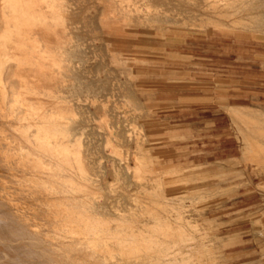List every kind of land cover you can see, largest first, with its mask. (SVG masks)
I'll return each mask as SVG.
<instances>
[{
	"label": "rangeland",
	"instance_id": "rangeland-1",
	"mask_svg": "<svg viewBox=\"0 0 264 264\" xmlns=\"http://www.w3.org/2000/svg\"><path fill=\"white\" fill-rule=\"evenodd\" d=\"M31 1L62 47L56 83L48 103L24 94L7 44L28 26L0 0L1 150L9 145L0 155L18 163L0 171H22L18 187L49 193L53 220L63 206L82 220L64 232L37 227L29 243L76 245L52 249L68 264H264L263 123L246 110L236 118L224 96L241 60L246 72L264 57V0Z\"/></svg>",
	"mask_w": 264,
	"mask_h": 264
},
{
	"label": "bare ground",
	"instance_id": "bare-ground-1",
	"mask_svg": "<svg viewBox=\"0 0 264 264\" xmlns=\"http://www.w3.org/2000/svg\"><path fill=\"white\" fill-rule=\"evenodd\" d=\"M21 2H22V0H20ZM31 1V0H30ZM10 2V1H9ZM16 2H18V0L17 1H15V3ZM46 2V1H45ZM62 2V1H61ZM262 2H263V0H262ZM14 3V4H15ZM32 3V2H31ZM6 4V3H5ZM13 3L11 4L10 3V6H12V5H14ZM17 4V3H16ZM22 4V3H21ZM20 4V5H21ZM28 4H30L29 2L26 4V5H28ZM59 4V3H58ZM57 4V5H58ZM252 4V3H251ZM250 4V5H251ZM20 5L19 4H17V7L19 6V8H20ZM25 4H24V6H26ZM31 5V4H30ZM30 5H28L27 6V8L30 6ZM34 5V4H33ZM48 5V4H47ZM54 5V4H53ZM263 5V4H262ZM16 6V5H15ZM23 6V7H24ZM32 6V5H31ZM61 6V5H60ZM9 7V6H8ZM33 7V6H32ZM259 7H261L260 6V4H259ZM258 7V8H259ZM11 8V7H10ZM30 8V7H29ZM14 9V8H13ZM32 9V8H31ZM31 9H29V11H31ZM256 9V8H255ZM261 9V8H260ZM263 9V8H262ZM9 10V9H8ZM12 10V9H11ZM16 10V9H15ZM14 10V11H15ZM20 9H18V11H19ZM26 10V9H25ZM25 10H24V13H25V15H26V13L27 12H29V11H27V12H25ZM33 10V9H32ZM49 10V9H48ZM17 11V10H16ZM18 11L16 12V13H14L13 11V13L12 14H17L18 13ZM23 11V10H22ZM55 11V10H54ZM57 11V10H56ZM20 12V11H19ZM23 12H21L20 14H22ZM9 14V13H8ZM7 14V15H8ZM19 14V13H18ZM65 14V13H64ZM24 15V14H23ZM54 15V14H53ZM3 16V15H2ZM28 17V16H27ZM33 17V16H32ZM11 18V17H10ZM14 18V17H13ZM16 18V17H15ZM24 18H25V16L23 17V18H21L22 19V21L21 22H19V24L20 23H22L23 21H26V20H24ZM38 18V17H37ZM40 18H42L41 20H42V22H44L45 23V21L44 20H46L45 19V17L43 18V17H40ZM47 18V17H46ZM31 19V18H30ZM33 19V18H32ZM31 19V21L34 23H32V22H30L29 21V19H28V21L30 22V23H32L33 25H35V24H37V23H35L36 21H35V18L32 20ZM257 19H258V17H257ZM20 20V19H19ZM262 20V19H261ZM5 21V20H4ZM12 21V20H11ZM40 21V20H39ZM39 21H37L38 22V24H39ZM48 20H46V22H47ZM258 21H260V20H258ZM28 23V22H27ZM44 23H43V25H44ZM14 24V23H13ZM25 24V23H24ZM31 24V26H33ZM27 25V24H26ZM47 25V24H46ZM49 25V24H48ZM24 26V25H23ZM28 26V25H27ZM30 26V28H32ZM41 26V28L43 29V26L42 25H40ZM20 27V26H19ZM18 27V28H19ZM29 27V26H28ZM46 26L44 25V28H45ZM64 27H65V25H64ZM37 29L36 30H34V31H36V33H37V30H38V28L39 27H36ZM49 28V27H48ZM47 28V29H48ZM257 28V27H256ZM13 29V28H12ZM21 29V28H20ZM29 29V28H28ZM33 29V28H32ZM46 29V28H45ZM64 29V28H63ZM111 29V28H110ZM9 30V29H8ZM15 30V29H14ZM41 30V29H40ZM55 30V29H54ZM59 30V29H58ZM9 31H11V30H9ZM17 31V30H16ZM24 31H25V29H24ZM23 31V32H24ZM30 31H31V29H30ZM33 31V32H34ZM47 31V30H46ZM20 32H21V30H20ZM42 32L44 33L45 31H43L42 30ZM42 32H40V35L42 34ZM48 32V31H47ZM47 32H45V33H47ZM50 32V31H49ZM8 33V32H7ZM38 33H39V31H38ZM51 33V32H50ZM118 33V32H117ZM10 34H12V33H10ZM30 34V33H29ZM28 34V35H29ZM49 34V33H48ZM56 35H57V33H55ZM24 34H22L21 36H23ZM52 35V34H51ZM51 35H49V36H51ZM53 35H54V33H53ZM53 35H52V37H50V38H52L53 39ZM55 35V36H56ZM42 36V35H41ZM45 37V39H46V37H49L47 34L46 35H44ZM54 36V37H55ZM17 37H20V36H17ZM25 37V36H24ZM36 37V36H35ZM23 38V37H22ZM39 38V37H38ZM9 39H11L10 37H9ZM35 39V38H34ZM41 39V38H40ZM42 39H43V37H42ZM41 39V40H42ZM55 39V38H54ZM48 40V39H47ZM1 41V40H0ZM35 41V40H34ZM38 40H36V42H37ZM43 41V40H42ZM49 41V40H48ZM24 42V41H23ZM28 42V41H27ZM27 42H26V44H27ZM59 42V41H58ZM57 42V43H58ZM32 43V42H31ZM38 43V42H37ZM36 43V44H37ZM40 43V42H39ZM50 43V42H49ZM1 44V43H0ZM11 44V43H10ZM10 44H7L8 46L10 45ZM21 45H22V43H20ZM29 44V43H28ZM34 44H35V42H34ZM33 45V44H32ZM47 45V44H46ZM10 46H12V45H10ZM13 46H17V42H16V44H14L13 43ZM20 46V45H19ZM19 46H17V47H19ZM34 46V45H33ZM37 46H39V45H37ZM36 46V47H37ZM5 47V46H4ZM21 47V46H20ZM32 47V46H31ZM39 47H41V43H40V46ZM39 47L37 48L38 49V53L40 52L39 51ZM23 48H25V47H23ZM18 48H16V50H17ZM34 49V48H33ZM32 49V50H33ZM19 50H21V48L19 49ZM23 50V49H22ZM35 50V52L37 51L36 49H34ZM41 50V49H40ZM18 51V50H17ZM17 51H15L16 53H17V58H18V52ZM43 52L44 51H42V53L41 54H43ZM23 53H25L24 51H23ZM23 53H21V54H23ZM15 54V53H14ZM21 54H19V56L21 55ZM34 54V53H33ZM32 54V55H33ZM16 55V54H15ZM25 55V54H24ZM44 55V54H43ZM42 55V56H43ZM34 56V55H33ZM41 56V55H40ZM45 56V55H44ZM50 56H51V54H50ZM14 57V56H13ZM22 57V56H21ZM24 57V59L26 58V56H23ZM38 57V56H37ZM47 57V56H46ZM46 57H44V58H46ZM52 57V56H51ZM51 57H49L48 56V58L50 59ZM54 57V56H53ZM16 58V57H15ZM30 58H31V56H30ZM33 58V57H32ZM42 58V57H41ZM48 58H47V60H48ZM15 60V59H14ZM28 60V59H27ZM43 60V59H42ZM41 60V61H42ZM46 60V59H45ZM45 60H43V61H45ZM2 61V60H1ZM26 61V60H25ZM33 62V61H32ZM54 62H55V60H54ZM16 63H17V60H16ZM37 63H38V61H37ZM39 63H41V62H39ZM52 64V63H51ZM57 64V63H56ZM44 65V64H43ZM48 66V65H47ZM53 66V65H52ZM54 66H56V65H54ZM39 67V66H38ZM24 68V67H23ZM52 68V67H51ZM53 68H55V67H53ZM25 69V68H24ZM13 70H14V68H13ZM17 70V69H16ZM18 71V73L15 71V74L14 75H16V73L17 74H19L20 73V71H21V74H23L24 72L22 71V70H20V69H18L17 70ZM50 71V73H51V70H49ZM60 71H62V70H60ZM3 72V71H2ZM25 72H26V69H25ZM30 72V71H29ZM29 72H27V73H29ZM34 72V71H33ZM38 72V71H37ZM39 73V72H38ZM49 73V74H50ZM54 73V72H53ZM2 74V73H1ZM30 74V73H29ZM46 72H45V74H42L44 77H41L42 79H43V85H48L49 83L47 82L48 80H50L51 79V77H49L50 79H46ZM52 74V73H51ZM41 75V76H42ZM61 75V74H60ZM18 75H16L15 77H17ZM22 76H24V75H22ZM28 76V75H27ZM26 76V77H27ZM35 77H37V75H34ZM39 76H40V74H39ZM54 76V75H53ZM31 77V76H30ZM32 77H33V75H32ZM31 77V78H32ZM34 77V78H35ZM56 77V76H55ZM23 78H25V77H23ZM27 79H28V81H29V79L30 78H28L27 77ZM33 79V78H32ZM31 79V80H32ZM36 80H37V78H36ZM38 80H39V78H38ZM41 80V79H40ZM52 80V82H53V79H51ZM65 80V79H64ZM21 81H23V80H21ZM34 81V80H33ZM54 81H55V79H54ZM25 82H27V80L25 81ZM35 82H37V81H35ZM34 82V83H35ZM42 82H41V84H42ZM38 84H39V82H37ZM56 83V82H55ZM52 84V83H51ZM53 85V84H52ZM80 85V84H79ZM2 86H4V84L2 85ZM26 85H24V87H25ZM45 86H42V88L44 87L45 88ZM50 86V85H49ZM23 87V88H24ZM6 88V87H5ZM82 88V87H81ZM28 90V89H27ZM7 92V91H6ZM74 92V91H73ZM25 93V92H24ZM26 93H28V92H26ZM23 94V93H22ZM78 96V95H77ZM16 97V96H15ZM33 97V96H32ZM61 97V96H60ZM16 99V98H15ZM39 99V98H38ZM13 100H14V98H13ZM17 100V99H16ZM25 100V99H24ZM27 100V99H26ZM28 100H29V98H28ZM31 100H33L32 98H31ZM43 100V99H42ZM80 100V99H79ZM15 101V100H14ZM40 101V100H39ZM46 101V100H45ZM128 101V100H127ZM6 102V101H5ZM29 102V101H28ZM34 102H35V100H34ZM40 102H42V101H40ZM60 102V101H59ZM27 103V102H26ZM37 103H38V101H37ZM48 103V102H47ZM50 103H51V101H50ZM40 104V103H39ZM41 104H43V102L41 103ZM58 105V104H57ZM43 106V105H42ZM50 106V105H49ZM48 106V107H49ZM10 108V107H9ZM41 108V107H40ZM47 108V107H46ZM107 108V107H106ZM1 109V108H0ZM39 109V108H38ZM49 110H51L50 108H48ZM53 109V108H52ZM61 109V108H60ZM60 109H59V111H60ZM62 109H63V107H62ZM24 110H26V109H24ZM32 110V109H31ZM41 110V109H40ZM45 110V109H44ZM55 111H57L56 110V108L54 109ZM2 113H3V110L1 109L0 110ZM6 111V110H5ZM5 111H4V113H5ZM30 111V110H29ZM52 111V110H51ZM62 111V110H61ZM60 111V112H61ZM0 112V113H1ZM42 112V111H41ZM1 113V114H2ZM16 113V112H15ZM31 113H33V112H31ZM51 113V112H50ZM12 114H13V112H12ZM34 114V113H33ZM4 114H2V116H3ZM15 115V114H14ZM40 114H38V116H39ZM50 115V114H49ZM51 115H52V113H51ZM55 115V114H54ZM43 116V115H42ZM41 116V117H42ZM53 116V115H52ZM4 117V116H3ZM6 117V116H5ZM10 117V116H9ZM47 117V119H48V116H46ZM46 117H42L43 119H45ZM51 117V116H50ZM54 117V116H53ZM1 118V117H0ZM13 118V117H12ZM28 119H29V117H27ZM42 118H40V116H39V119H42ZM52 118V117H51ZM30 119H31V117H30ZM71 119V118H70ZM240 119V118H239ZM11 120V119H10ZM62 120H63V118H62ZM72 120V119H71ZM3 121V120H2ZM6 121V120H5ZM12 121V120H11ZM43 121V120H42ZM2 122H0V124H1ZM14 123H15V121H14ZM23 123V122H22ZM48 123V122H47ZM57 123H58V121H57ZM9 124V123H8ZM25 124V123H24ZM52 125V123H49L48 125L49 126H47V125H45V126H47V128L49 127L50 128V126ZM76 124V123H75ZM3 125V124H2ZM29 125V124H28ZM40 125H42V124H39V126ZM57 125V124H56ZM55 125V126H56ZM62 125V124H61ZM61 125L59 126V127H61ZM1 126V125H0ZM4 126V125H3ZM5 126H7V124L5 125ZM4 126V127H5ZM9 127H10V125H8ZM7 126V127H8ZM25 126H26V124H25ZM43 126L44 125H42V130L43 131H46V130H48V129H46V130H44L43 129ZM54 126V127H55ZM8 127V128H9ZM14 127V126H13ZM12 127V128H13ZM19 127V126H18ZM52 127V126H51ZM53 127V128H54ZM65 127V126H64ZM6 128V127H5ZM7 128V129H8ZM52 128V129H53ZM3 127H2V129H0V133H1V130L3 131ZM9 129H11V128H9ZM8 129V130H9ZM29 129V128H28ZM32 129H33V127H32ZM37 129H38V127H37ZM63 129V128H62ZM61 129V130H62ZM65 129H66V127H65ZM15 130V129H14ZM20 130V129H19ZM51 130V129H50ZM54 130V129H53ZM81 130V129H80ZM4 131H5V129H4ZM2 132V133H8V132ZM13 131V130H12ZM27 131H29V130H27ZM37 131H39V130H37ZM56 131H58V130H56ZM64 131V130H63ZM253 131V130H252ZM18 132V131H17ZM24 132H26V129H24ZM41 132V131H40ZM39 132V133H40ZM49 132V131H48ZM54 132H55V130H54ZM1 133V134H2ZM10 134H11V132H9ZM15 133V132H14ZM30 133V132H29ZM42 133H44V132H41V134ZM51 133H53V132H50V134ZM60 133V132H59ZM70 133V132H69ZM82 133H84V132H82ZM0 134V135H1ZM9 134V135H10ZM16 134V133H15ZM49 133L47 134V135H49L50 137H53L52 136V134L50 135ZM4 135V134H3ZM8 135V134H7ZM12 135V134H11ZM26 135H28V134H26ZM37 135H38V133H37ZM44 135V134H43ZM45 135H46V133H45ZM63 136H64V134H62ZM68 135V134H67ZM71 135V134H70ZM69 135V136H70ZM14 136V135H13ZM41 136V135H40ZM39 136V137H40ZM49 136H47V138H50ZM54 136H55V134H54ZM57 136H59L58 135V133H57ZM78 136V135H77ZM2 139H4L3 137H5V136H3L2 137V135L0 136ZM7 137V136H6ZM24 137H25V134H24ZM24 137H22V138H24ZM28 137V136H27ZM56 137V136H55ZM54 137V138H55ZM87 137V136H86ZM1 138H0V140H1ZM15 138V137H14ZM31 137H29V139H30ZM42 139H43V137H41ZM46 138V139H47ZM59 137H57V139H58ZM60 138H62V137H60ZM64 138V140H65V138H66V134H65V136L63 137ZM70 137H68V139H69ZM74 138V137H73ZM82 138V137H81ZM6 139V138H5ZM9 139H11L10 137H9ZM9 139H8V141H9ZM16 139V138H15ZM25 139H27V138H25ZM33 139H35V140H37L34 136L32 137V140ZM40 139V138H39ZM38 139V140H39ZM56 139V138H55ZM54 139V140H55ZM12 140V142H13V138L11 139ZM35 141V142H39V141ZM49 140H51V138L49 139ZM48 140V141H49ZM52 140H53V138H52ZM70 140V139H69ZM2 141V140H1ZM5 141V140H4ZM15 141V140H14ZM17 141V140H16ZM41 141V140H40ZM43 141V140H42ZM48 141H43L44 143L45 142H48ZM56 141V140H55ZM80 141H82V140H80ZM7 142V141H6ZM4 143V144H6V148L4 147V150H6V152H8L7 150H9L8 148V144L7 143ZM10 142V141H9ZM28 142H29V140H28ZM43 142L41 143L42 145H44L43 144ZM50 142V141H49ZM68 142V141H67ZM22 143V142H21ZM2 143L0 142V153H1V147H2V145H1ZM3 144V145H4ZM11 144V143H10ZM17 144H19L20 145V143H16V145ZM38 144V143H37ZM40 144V143H39ZM68 144H69V142H68ZM8 145V146H7ZM14 145V144H13ZM47 145V144H46ZM79 145V147H81L80 146V144H77V146ZM18 146V145H17ZM23 146V145H22ZM48 146V145H47ZM49 146H50V144H49ZM76 146V147H77ZM13 147V146H12ZM15 147V146H14ZM52 147V146H51ZM10 148H11V146H10ZM22 147H20V146H18V152L20 151L19 149H21ZM34 148V147H33ZM39 148V147H38ZM50 148V147H49ZM53 148V147H52ZM82 148V147H81ZM80 148V149H81ZM3 149V148H2ZM12 149V148H11ZM17 149V148H16ZM24 149V148H23ZM23 149H21V151H23V152H25ZM47 149H48V147H47ZM47 149H45V150H47ZM58 149V148H57ZM56 149V150H57ZM2 151L3 153H5V151ZM13 150V149H12ZM36 150V149H35ZM54 151H55V149H53ZM52 150V151H53ZM13 151H15V150H13ZM42 151V150H41ZM50 151V150H49ZM51 151V152H52ZM54 151H53V154H54ZM70 151V150H69ZM10 152V151H9ZM18 152L16 153V152H14L15 154H17L18 155ZM26 152H28V151H26ZM57 152V151H56ZM74 152V151H73ZM22 153V152H21ZM11 154H13L12 152H11ZM38 154V153H37ZM49 154V153H48ZM68 154V153H67ZM66 154V155H67ZM16 155V156H17ZM20 155V154H19ZM18 155V156H19ZM21 155H24L23 153L21 154ZM20 155V156H21ZM30 155V154H29ZM35 155V154H34ZM55 155V154H54ZM58 155V154H57ZM76 155V154H75ZM77 155H79L80 156V152H79V154H77ZM76 155V156H77ZM14 155H10V153L9 154H1L0 155V169L1 168H6L5 170H9L10 168H17L18 167V163L17 164H15V159H16V157L14 158L13 157ZM20 156H19V158H20ZM26 156V157H25ZM24 157H25V159L26 158H28L27 157V155H25ZM59 156H61V155H59ZM78 156V157H79ZM33 157V156H32ZM37 157V156H36ZM57 157V156H56ZM13 158H14V162H13ZM18 158V157H17ZM18 158V159H19ZM21 158H23V157H21ZM59 158V157H58ZM24 159V158H23ZM23 159H22V162H23ZM32 159V158H31ZM36 159V158H35ZM46 159V158H45ZM54 159V158H53ZM21 160V159H20ZM27 160V159H26ZM25 160V161H26ZM34 160V159H33ZM42 160V159H41ZM16 162H17V159H16ZM18 162H20V161H18ZM22 162H20V165L22 164ZM28 162V161H27ZM33 162V161H32ZM32 162L31 163H29V164H32ZM39 162V161H38ZM34 163V162H33ZM25 164V163H24ZM23 164V165H24ZM28 163L27 164H25V166H27L28 167V165H29ZM39 164V163H38ZM34 165V164H33ZM25 166H24V169L26 170V168H25ZM31 167H33L32 165H30ZM29 166V167H30ZM36 166H38V165H36ZM40 166V165H39ZM30 167V168H31ZM7 168H9V169H7ZM19 168H20V166H19ZM53 168V167H52ZM22 169V168H21ZM40 169V168H39ZM3 170V169H2ZM2 170L0 171V264H68L67 262H65L64 260H65V255H67L68 256V253H66V252H63V253H60L61 251H53L52 249L53 248H55V247H63L64 248V251L66 250V248H68L69 249V247H73V249H74V247L76 246V245H74V244H63V245H61V244H57V243H53V242H48V243H46V244H43V245H40L38 248H39V250L37 251L36 250V245H34V244H30L29 243V240H28V238H29V236L31 235V233H33L34 232V230L37 228V227H43L44 228V230H46V231H48V232H52V231H54L55 233L56 232H58V226H59V224H61V229H59L61 232H64V230L65 229H67V226H69V225H71V224H75V223H80V221L82 220L81 218L79 219L77 216V218H73L72 216L70 217V215H72V214H69L68 212V215L69 216H67V213H66V211H65V213L63 212L65 209H66V207H68V206H66L65 208H64V206L63 207H59L60 209H58L57 208V210L59 211L60 210V213L58 214V216H57V219H58V217L59 216H61V217H59L60 218V221H56V220H53L54 219V217L52 218V216H56V215H53V213H54V210L52 211V209H54V208H52L51 209V207H53V206H51V203H49V201H50V199L51 198H53V197H49V193L47 192V191H50V193H51V191H54V189L53 190H51L50 188V190H47V191H45L44 193L46 194V193H48V194H46V195H48V196H42V197H36V196H38V195H34V193H32V190L34 191L36 188V186L35 187H33L34 186V183L35 182H32V184H33V186H32V188H30L29 186H30V184L29 183H31V181H29L28 179H29V177L27 178V179H25L26 178V176L28 175L27 173V175H25V178H23V179H25V181H23V183L25 182V183H27V185H28V187H21L20 185V187H18L17 185H18V183H22V182H20V180H17L18 178H19V175H24L25 173H23L22 171H9V172H2ZM15 170V169H14ZM23 170V169H22ZM33 171V170H32ZM40 171V170H39ZM46 171V170H45ZM25 172H27V171H25ZM42 173V172H41ZM44 173V172H43ZM48 173V172H47ZM50 173V172H49ZM48 173V174H49ZM55 173V172H54ZM45 174H46V172H45ZM44 174V175H45ZM51 174V173H50ZM43 174H41V176H42ZM52 176V175H51ZM31 177H32V174H31ZM30 177V180L31 179H33V178H31ZM34 177H35V175H34ZM14 178H15V180H14ZM21 178V177H20ZM51 178V177H50ZM55 178V177H54ZM35 180H37L36 178H34ZM33 179V180H34ZM38 180H42V179H38ZM45 181V180H44ZM38 182H40V181H37V183ZM43 182V181H42ZM42 182H41V184H42ZM47 182V181H46ZM49 182V181H48ZM25 183H24V185H25ZM44 183V182H43ZM57 183V182H56ZM36 184V183H35ZM51 184H53V183H51ZM24 185H22V186H24ZM26 185V186H27ZM45 185V186H44ZM44 187L46 188L47 186H46V184L44 183ZM49 185V184H48ZM38 186V185H37ZM58 186V185H57ZM38 187H42V186H38ZM37 187V188H38ZM49 187V186H48ZM47 187V188H48ZM34 188V189H33ZM68 188V187H67ZM41 190H43V188L41 189ZM58 190H60V189H58ZM44 191V190H43ZM65 191V190H64ZM36 192V191H35ZM40 192V191H39ZM42 192V191H41ZM40 192V193H41ZM56 192V191H55ZM60 194H61V191H58ZM53 193V192H52ZM57 193V192H56ZM56 193H53V195L54 194H56ZM63 193V192H62ZM35 194H37V193H35ZM65 194V193H64ZM64 194L62 195V197H65L64 196ZM44 195V194H43ZM66 195V194H65ZM76 196V195H75ZM60 197H61V195H60ZM66 197H67V195H66ZM63 198L62 200L63 201H67L68 200V198ZM55 198V197H54ZM59 196L57 197V200L58 201H56L55 200V203L56 202H59ZM70 199V198H69ZM74 199V198H73ZM73 199H72V201H73ZM43 200V201H42ZM62 200H60L61 201V205H63L64 203H62ZM75 200V199H74ZM69 201V200H68ZM71 201V202H72ZM51 202V201H50ZM53 203V202H52ZM77 203V202H76ZM75 203V201H73L72 203H70V204H76ZM54 204V203H53ZM58 204V203H57ZM57 204H55V206L57 205ZM68 204H69V202H68ZM65 205H67V204H65ZM54 206V207H55ZM75 206V205H74ZM74 206H72V208H74ZM57 207H58V205H57ZM69 207H71V206H69ZM64 210H63V209ZM56 209V208H55ZM63 210V211H62ZM67 210V209H66ZM75 210V209H74ZM62 211V212H61ZM71 211H73V210H71ZM55 212H57V211H55ZM71 213V212H70ZM57 222H59V224H56ZM62 240V239H61ZM78 247V246H77ZM80 248V247H79ZM63 251V250H62ZM72 251V250H71ZM68 252V251H67ZM59 253L63 256L64 255V260L63 259H58V258H60V257H62V256H59ZM69 254H70V252H69ZM74 254V253H73ZM70 256V255H69ZM72 256V255H71ZM70 258H74V256L73 257H70ZM86 258V257H85ZM88 258V257H87ZM66 260H68V258L66 259ZM76 260H77V258H76ZM72 261V260H71ZM69 262V261H68ZM70 263V262H69ZM74 263V262H73ZM71 264H72V262H71ZM76 264V263H75Z\"/></svg>",
	"mask_w": 264,
	"mask_h": 264
},
{
	"label": "crops",
	"instance_id": "crops-1",
	"mask_svg": "<svg viewBox=\"0 0 264 264\" xmlns=\"http://www.w3.org/2000/svg\"><path fill=\"white\" fill-rule=\"evenodd\" d=\"M10 2H9V4H8V6H9V8L10 9H12V11L14 12V13H16L17 11H18V9H19V6L17 7V4H21L20 5V12L18 11V13H19V15H22L23 17L25 16V18H24V20H26V21H23L22 23H25V24H27L29 27H27L26 29H25V31L23 32L22 31V34H24L22 37V40H21V42L19 41V42H17V46H19V47H15V46H13V44H10V45H12V46H10V47H14L15 49L16 48H18L16 51L18 52V58H17V53H16V59L14 60L15 62H16V60H17V63H16V66L15 67H13L14 68V70H13V75L15 74V71L18 73V69H20V70H22L24 73L23 74H21V71H20V73L19 74H17L16 73V75H18L17 77H19L21 80H23L21 83L23 84V87H24V85H26L25 87H29V88H26V89H24V90H26V91H24L25 93L26 92H28V94H29V96H33V95H39L40 97H44V98H40V101H43V102H49V98H48V95L50 94L49 92H50V90H49V87L52 85V84H55V82H56V79L54 78V76H53V72L55 71V68H53V67H55L54 65V55L55 54H58V52H59V49H61L62 47L60 46V41H59V38H57L58 40L57 41H55V35H53V33H52V28H51V25H50V23H49V21H47L46 22V20H49V18H48V16H46L44 13V15L43 14H40L39 12H37L36 14V19H35V21L37 20V21H39V24H38V22L36 21L35 23H37V24H35V25H33L34 23V21L32 22L31 21V19L33 18L34 19V14H35V11H34V8L35 7H40V5H39V3H35V2H33V1H30L29 3L33 6H31L30 4H28V5H30L29 7L30 8H32L31 9V11H29V9L27 10V11H29V12H27V11H25V12H27L26 13V15H25V13H24V10L22 11V7L24 6V4L26 5L28 2H23V0H22V2L20 1V0H18V2H16L15 3V1H17V0H9ZM32 2V3H31ZM10 3L12 4H14V5H12V6H10ZM34 4V5H33ZM48 4V3H47ZM16 5V6H15ZM28 5H26V6H24V7H27ZM14 8V9H13ZM17 11H16V10ZM15 10V11H14ZM13 12H11V14L13 13ZM21 12H23L22 14H20ZM17 13V14H18ZM24 14V15H23ZM28 16V17H27ZM33 16V17H32ZM22 17V18H23ZM38 17V18H37ZM40 17H45V19L46 20H44L46 23H44V22H42V18H40ZM47 17V18H46ZM31 18V19H30ZM16 19V18H15ZM28 19H29V21L30 22H32V23H30L29 21H28ZM32 19V20H33ZM42 19V20H41ZM21 21H22V19H21ZM28 22V23H27ZM43 23H44V25L46 26L45 28H44V25H43ZM31 24L33 25V26H31ZM47 24V25H46ZM49 24V25H48ZM40 25H42L43 26V29L41 28V26ZM30 26L33 28H30ZM36 27H39L38 28V30H37V33H36V31H34V30H36L37 28ZM49 27V28H48ZM29 28V29H28ZM48 28V29H47ZM30 29H31V31H30ZM41 29V30H40ZM42 30L43 31H45V32H47V33H43L42 32ZM47 30V31H46ZM34 31V32H33ZM38 31H39V33H38ZM51 33H50V32ZM40 32H42V36L40 35ZM30 33V34H29ZM49 33V34H48ZM21 34V35H22ZM29 34V35H28ZM53 35V39L52 38H50V37H52V35L51 36H49V37H46V39L44 38L45 36L44 35ZM9 36V35H8ZM25 36V37H24ZM36 36V37H35ZM9 37H11V36H9ZM39 37V38H38ZM42 37H43V39H42ZM35 38V39H34ZM43 40H41V39ZM49 41H48V40ZM35 40V41H34ZM36 40H38L37 42H36ZM24 41V42H23ZM28 41V42H27ZM59 41V42H58ZM26 42H27V44H26ZM32 42V43H31ZM34 42H35V44H34ZM41 43V47H39L40 46V43ZM50 42V43H49ZM58 42V43H57ZM20 43H22V45L20 44ZM29 43V44H28ZM37 43V44H36ZM14 44H16V42L14 43ZM34 46H33V45ZM47 44V45H46ZM37 45H39V46H37ZM32 46V47H31ZM37 46V47H36ZM23 47H25V48H23ZM39 47V53H38V48ZM56 47L58 48V49H56ZM21 48V50H19ZM36 49L37 51L35 52V50L34 49ZM53 48H55L56 50L54 51L53 50ZM23 49V50H22ZM33 49V50H32ZM41 49V50H40ZM23 51L25 52V53H23ZM42 51H44L43 52V54L45 55H43V54H41L42 53ZM21 53H23V54H21ZM34 53V54H33ZM19 54H21L20 56H19ZM25 54V55H24ZM34 56H33V55ZM50 54H51V56H50ZM41 55V56H40ZM43 55V56H42ZM22 56V57H21ZM23 56H26V58L24 59V57ZM30 56H31V58H30ZM38 56V57H37ZM47 56V57H46ZM48 56L49 57H51L50 59L48 58ZM33 57V58H32ZM42 57V58H41ZM44 57H46V58H44ZM47 58H48V60H47ZM28 59V60H27ZM45 60V61H43V60ZM26 60V61H25ZM42 60V61H41ZM33 61V62H32ZM37 61H38V63H37ZM39 62H41V63H39ZM52 63V64H51ZM44 64V65H43ZM240 64L242 65L241 66V75L239 76V78L238 79H235L234 81H233V77H232V75H230V78H229V85H228V81H227V84L225 85V90H224V96H225V107L226 108H230V109H234V110H232V114L236 117V118H241V120H242V112H244V110H246V112L248 113V112H256V114H257V118L258 117H260L261 116V121H262V123H263V128H264V57H261V59L259 58V57H256L253 61H246V72L244 71L243 72V67H244V61L243 60H241L240 61ZM48 65V66H47ZM53 65V66H52ZM39 66V67H38ZM26 69V72H25V69ZM52 67V68H51ZM17 69V70H16ZM49 70H51V73H50V71ZM30 71V72H29ZM34 71V72H33ZM39 73H38V72ZM27 72H29V73H27ZM45 72L47 73L46 74V79L48 78V79H50L49 77H51V79H53V82H52V80L50 79V80H48L47 82L49 83L48 85H43V79L41 78V77H44L42 74H45ZM50 73V74H49ZM39 74H40V76H39ZM16 75H14V76H16ZM22 75H24V76H22ZM28 75V76H27ZM32 75H33V77H32ZM34 75H37V77H35ZM42 75V76H41ZM28 78H30L29 79V81H28V79H27V77ZM33 78H31V77ZM23 77H25V78H23ZM35 77V78H34ZM36 78H37V80H36ZM38 78H39V80H38ZM32 79V80H31ZM41 79V80H40ZM54 79H55V81H54ZM27 80V82H25ZM34 80V81H33ZM35 81H37V82H39V84L37 83V82H35ZM35 82V83H34ZM41 82H42V84H41ZM52 83V84H51ZM50 85V86H49ZM42 86H45V88L43 87L42 88ZM28 89V90H27ZM24 93V94H25ZM14 95H16V93H14ZM31 96V98L33 99V97ZM43 99V100H42ZM46 100V101H45ZM32 101V100H31ZM237 109H239L240 111H241V114H240V112H238V111H236ZM255 130V129H254ZM257 130V129H256ZM256 130H255V132H256ZM257 133V132H256ZM246 140H248V138L246 139ZM256 141L257 142H259L257 139H256ZM243 143H244V140H243V134H242V131H241V135H240V149H241V156H240V158H242V152H243ZM263 146H264V142H263Z\"/></svg>",
	"mask_w": 264,
	"mask_h": 264
}]
</instances>
